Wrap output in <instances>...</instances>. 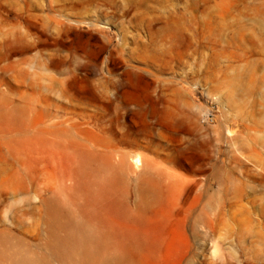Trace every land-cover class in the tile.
Returning a JSON list of instances; mask_svg holds the SVG:
<instances>
[{
	"label": "rangeland",
	"instance_id": "1",
	"mask_svg": "<svg viewBox=\"0 0 264 264\" xmlns=\"http://www.w3.org/2000/svg\"><path fill=\"white\" fill-rule=\"evenodd\" d=\"M79 143L141 245H57ZM0 264H264V0H0Z\"/></svg>",
	"mask_w": 264,
	"mask_h": 264
},
{
	"label": "bare ground",
	"instance_id": "2",
	"mask_svg": "<svg viewBox=\"0 0 264 264\" xmlns=\"http://www.w3.org/2000/svg\"><path fill=\"white\" fill-rule=\"evenodd\" d=\"M62 117V116H61ZM57 115L55 114L52 118V123L50 126L51 135L56 136V127L58 124H68L70 121L64 116L60 121H56ZM70 126H72L70 124ZM53 143L54 138H53ZM79 148V153L77 160L74 159L73 168L77 171L80 178H77L78 182L83 183L86 195L79 198L74 202L75 208L72 211H65L67 214L68 224L75 227L74 231H69L65 235L66 237L60 238L57 245L65 248H69L70 253L75 256L79 246L87 244L88 247H94L98 250H110V249H129L141 245L139 241L135 240L133 237L124 235L116 228V224L113 220L106 218L105 213H103V206L107 203V196L110 195L111 190H113V185L110 183L111 179L116 173V169L111 165L109 157L103 162V171L98 172L97 166H99L100 154L97 152L96 148L91 147L88 144L77 145ZM77 151V150H76ZM104 159V158H103ZM133 163L136 168L140 166V157H133ZM110 179V181H109ZM51 191V199L54 200L56 195V183ZM64 189V188H63ZM113 193V192H112ZM110 201V200H109ZM66 205V201L63 202V206ZM102 207V208H101ZM103 209V210H102ZM106 211V210H105ZM77 217H82L85 222L75 223ZM59 217L56 216L53 220H58ZM66 228V227H61ZM86 231L88 233L86 241L81 239L79 231ZM121 256L118 258V260ZM122 259V258H121Z\"/></svg>",
	"mask_w": 264,
	"mask_h": 264
}]
</instances>
